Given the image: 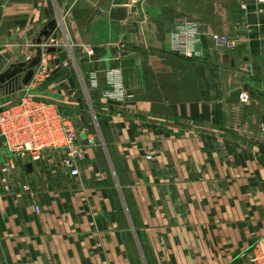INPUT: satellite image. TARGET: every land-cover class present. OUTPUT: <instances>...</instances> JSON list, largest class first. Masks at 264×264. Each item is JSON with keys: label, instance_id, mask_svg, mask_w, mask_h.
I'll return each instance as SVG.
<instances>
[{"label": "crops", "instance_id": "0c3cea01", "mask_svg": "<svg viewBox=\"0 0 264 264\" xmlns=\"http://www.w3.org/2000/svg\"><path fill=\"white\" fill-rule=\"evenodd\" d=\"M248 1L0 0V73L57 19L69 58L31 91L93 139L78 175L47 157L0 182V264H243L264 235V19ZM185 20L203 56L173 49ZM212 33L248 40L222 51ZM113 70L133 99L102 94ZM246 85L250 103H229ZM4 88L0 107L23 94Z\"/></svg>", "mask_w": 264, "mask_h": 264}, {"label": "built area", "instance_id": "2783aa9c", "mask_svg": "<svg viewBox=\"0 0 264 264\" xmlns=\"http://www.w3.org/2000/svg\"><path fill=\"white\" fill-rule=\"evenodd\" d=\"M253 2L254 14L264 19V0ZM240 3L247 11L249 1L240 0ZM211 37L215 48L222 51H233L248 40L242 35L219 33H212ZM170 42L173 49L186 57L203 56V41L196 22L182 21L171 32ZM44 46L59 47L60 44L49 38ZM45 55L46 53H43L42 62L35 71L32 81L21 89L23 94L0 107V152L5 157L0 182L8 191L17 184L14 172L19 166L36 164L47 157L71 175H78L81 164L86 159V146L82 135H88V142H93L88 129L80 126L73 115L64 113L56 103L32 93L31 88H36L57 68L54 56L47 53L46 58ZM120 73L119 70L111 72L108 86L102 94L118 101L131 100L133 94L126 91ZM26 87L28 89H25ZM240 103H250L247 92L242 94ZM18 184L21 191L31 189L29 184L21 182ZM241 256L243 264H264V235Z\"/></svg>", "mask_w": 264, "mask_h": 264}, {"label": "water", "instance_id": "95a60500", "mask_svg": "<svg viewBox=\"0 0 264 264\" xmlns=\"http://www.w3.org/2000/svg\"><path fill=\"white\" fill-rule=\"evenodd\" d=\"M57 24L58 20L53 19L40 32L39 36L35 40V44L37 46L35 49L31 50L33 54L31 57H29L26 61H16L12 63L5 71L0 73V89L2 87H6L9 92H12L17 89H22L24 85H28L32 81L35 71L42 62L44 52L57 54L58 57L55 60L57 68L55 72L61 69V65L69 58V51L56 46H48L44 49L41 47V45L46 43V41L51 37L57 27ZM248 89L249 87L247 85L241 89H236L230 94L228 102L240 103L242 94L247 92ZM261 119L264 123V115L261 116ZM26 168L30 170L32 168V164H26Z\"/></svg>", "mask_w": 264, "mask_h": 264}, {"label": "rangeland", "instance_id": "374dc122", "mask_svg": "<svg viewBox=\"0 0 264 264\" xmlns=\"http://www.w3.org/2000/svg\"><path fill=\"white\" fill-rule=\"evenodd\" d=\"M4 89H5V88H3V87L1 88V90H2L3 92H4ZM86 106H87V108L89 107V102H88V101L86 102ZM97 137H98V136H97ZM98 138H99V137H98Z\"/></svg>", "mask_w": 264, "mask_h": 264}]
</instances>
